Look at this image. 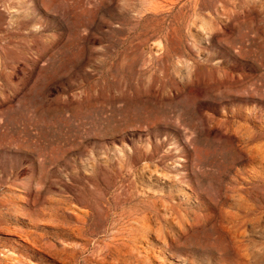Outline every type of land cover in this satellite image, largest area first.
Instances as JSON below:
<instances>
[{
	"label": "rangeland",
	"instance_id": "rangeland-1",
	"mask_svg": "<svg viewBox=\"0 0 264 264\" xmlns=\"http://www.w3.org/2000/svg\"><path fill=\"white\" fill-rule=\"evenodd\" d=\"M0 264H264V0H0Z\"/></svg>",
	"mask_w": 264,
	"mask_h": 264
}]
</instances>
